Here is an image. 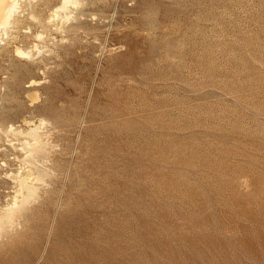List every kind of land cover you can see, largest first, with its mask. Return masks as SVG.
<instances>
[{
    "label": "rangeland",
    "instance_id": "obj_1",
    "mask_svg": "<svg viewBox=\"0 0 264 264\" xmlns=\"http://www.w3.org/2000/svg\"><path fill=\"white\" fill-rule=\"evenodd\" d=\"M60 2L0 40V264H264V0Z\"/></svg>",
    "mask_w": 264,
    "mask_h": 264
},
{
    "label": "bare ground",
    "instance_id": "obj_2",
    "mask_svg": "<svg viewBox=\"0 0 264 264\" xmlns=\"http://www.w3.org/2000/svg\"><path fill=\"white\" fill-rule=\"evenodd\" d=\"M22 1H25V0H0V40H3V37L5 36V38H11L12 35H15L11 32H17L19 33V30H15L18 28V23H19V20H20V16L22 14V12L24 11L23 8H22ZM77 2V0H61L60 4H58L56 6V8H54V13L53 15L54 16H61V17H65V18H69L70 17V14L69 13H65L64 15L61 13L62 11H68L69 9V6H72L74 5L75 3ZM28 9V8H27ZM28 13V12H27ZM31 14V13H30ZM27 15V14H26ZM28 16V15H27ZM32 18V17H31ZM54 19V18H53ZM51 19V20H53ZM50 20V19H49ZM21 22V21H20ZM20 26V24H19ZM21 28V27H20ZM17 33V35H18ZM16 35V36H17ZM37 36V35H36ZM15 37V36H14ZM40 37V36H39ZM16 38V37H15ZM11 41V39H8ZM4 41V40H3ZM16 41V39L14 40V42ZM13 42V40H12ZM12 42H8V43H12ZM6 43V42H4ZM6 45H10V44H6ZM15 45V44H14ZM16 46V45H15ZM4 48H6V46H3ZM3 47H0L1 49ZM8 47V46H7ZM37 47V44L35 45L34 48ZM5 52H7L6 50H4ZM14 52V51H12ZM15 52L18 56H28L30 57L31 56V50L30 51H26L24 50L22 47L20 46H16L15 47ZM3 53V52H2ZM8 53V52H7ZM1 54V52H0ZM2 55V54H1ZM1 57V56H0ZM36 83V80H31L30 84H28V86H32ZM41 123V122H40ZM42 123H44L42 121ZM46 123V122H45ZM13 124V123H12ZM10 125L9 126V130L10 131H14L16 129V127H14L13 125ZM27 124V123H26ZM30 124V123H29ZM15 125V123H14ZM37 125V124H36ZM35 126V125H33ZM41 127V124L39 125ZM30 127V126H29ZM32 127V126H31ZM37 127L38 126H35V127H32L30 128V131H29V135L31 137H33V139L35 140L34 143L35 144H40L41 142V139L39 137L40 134L37 133ZM43 127V126H42ZM19 129V127H18ZM21 129V128H20ZM0 131H1V128H0ZM41 131V130H40ZM27 132V130L25 131ZM24 132V133H25ZM19 135V134H18ZM24 136V135H23ZM27 136V135H26ZM42 136V135H40ZM28 138V137H27ZM26 138V140H28ZM43 139V138H42ZM31 141V140H30ZM30 141H26L25 143L28 144V145H31V142ZM37 145H35L36 147ZM43 146V145H42ZM41 146V147H42ZM28 148V147H27ZM31 148V147H30ZM33 148V147H32ZM40 149V148H39ZM28 151V150H27ZM31 158V156H30ZM26 159V158H25ZM28 159V158H27ZM34 158L30 159L33 160ZM25 162V161H24ZM32 163V162H31ZM21 167V166H20ZM25 167V166H24ZM28 168V166H27ZM24 169H22L23 171ZM29 170H27L28 172ZM37 171V170H35ZM19 172V171H18ZM17 172V173H18ZM25 174H26V170L24 171ZM23 172V174H24ZM30 173V171H29ZM16 174V173H15ZM22 174V175H23ZM14 175V174H13ZM12 175V176H13ZM20 175V174H19ZM26 175H29V174H26ZM32 175V174H31ZM11 176V175H10ZM11 176V177H12ZM18 176V174H17ZM16 176V177H17ZM37 176V174H36ZM19 177V176H18ZM14 178V177H13ZM29 177L28 176H20V178L18 179L20 181V188H19V194L17 193L16 196L18 195H23V200L25 201L29 195L33 194V192L35 191V187L34 186H31L30 185V182H29ZM31 178H34V177H31ZM15 181V180H14ZM36 183V182H35ZM18 186V185H17ZM10 199V198H9ZM12 199V198H11ZM13 200V199H12ZM16 204V202L14 203ZM17 206V205H16ZM2 209V208H1ZM3 210V209H2ZM5 211V210H4Z\"/></svg>",
    "mask_w": 264,
    "mask_h": 264
}]
</instances>
